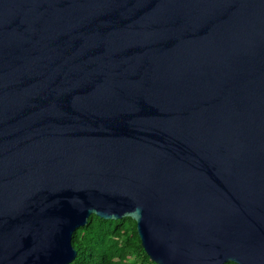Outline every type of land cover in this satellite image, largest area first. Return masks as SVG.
Listing matches in <instances>:
<instances>
[{"label":"water","instance_id":"obj_1","mask_svg":"<svg viewBox=\"0 0 264 264\" xmlns=\"http://www.w3.org/2000/svg\"><path fill=\"white\" fill-rule=\"evenodd\" d=\"M91 216L264 264V0H0V264H72Z\"/></svg>","mask_w":264,"mask_h":264},{"label":"trees","instance_id":"obj_2","mask_svg":"<svg viewBox=\"0 0 264 264\" xmlns=\"http://www.w3.org/2000/svg\"><path fill=\"white\" fill-rule=\"evenodd\" d=\"M73 245L78 256L72 264H155L142 248L137 223L131 218L113 221L91 216L75 232Z\"/></svg>","mask_w":264,"mask_h":264}]
</instances>
